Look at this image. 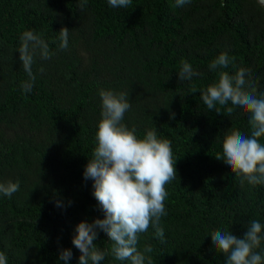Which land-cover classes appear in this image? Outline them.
<instances>
[{
    "label": "trees",
    "instance_id": "1",
    "mask_svg": "<svg viewBox=\"0 0 264 264\" xmlns=\"http://www.w3.org/2000/svg\"><path fill=\"white\" fill-rule=\"evenodd\" d=\"M64 27L69 36L62 50ZM29 30L52 55L42 59L35 49V81L25 92L29 77L18 48ZM222 52L235 57V67L224 71L250 68L264 92L258 0H191L183 7L176 0H132L127 8H112L108 0H0V183L19 181L11 197L0 193V252L7 264H65L64 249L73 253L68 264H78L76 226L104 218L94 182L84 178L102 118L101 89L127 92L131 108L123 123L140 137L155 129L178 159L159 222L163 242L150 226L138 249L152 246L151 264H225L210 235L221 229L243 238L251 220L264 224V184L242 183L215 158L226 132L250 128L242 109L229 115L217 105L222 113H216L201 100L220 71L208 65ZM182 60L200 75L180 81ZM97 231V246L110 248L106 233ZM102 264L129 262L109 255Z\"/></svg>",
    "mask_w": 264,
    "mask_h": 264
},
{
    "label": "clouds",
    "instance_id": "2",
    "mask_svg": "<svg viewBox=\"0 0 264 264\" xmlns=\"http://www.w3.org/2000/svg\"><path fill=\"white\" fill-rule=\"evenodd\" d=\"M191 0H176L177 7L189 4ZM132 0H108L112 8H127ZM83 7V3L81 4ZM59 48L68 47L69 29L59 31ZM41 50L42 59H50L49 45L33 31H25L18 48L22 67L29 80L22 84L25 92L32 90L35 76L32 71L35 49ZM235 67V57L222 52L208 65L218 72V80L203 90L201 100L208 110L227 114L239 108L249 115V132L230 129L222 141V153L215 155L223 160L235 173L251 185L264 184V92H258V82L253 79L250 68L240 67L234 75L226 69ZM43 72V69H40ZM180 81H191L199 76L192 65L181 61L178 71ZM193 88L191 93H195ZM101 120L95 134L96 146L84 171L85 180H93V195L104 218L92 223L82 221L76 226L72 243L81 255L78 264H102L106 256L129 264H151V245L143 251L137 247L141 234L149 227H155V235L164 239V230L159 226L162 216L167 215L165 199L166 185L177 178L172 142L160 138L155 129L148 130L143 137L137 135L135 127L123 123L125 113L131 108L129 94L111 89H101ZM231 106H228V105ZM174 118V114L173 117ZM19 190V181L0 183V193L11 197ZM60 202L57 201V206ZM103 231L111 242L110 248L101 249L95 241L98 231ZM211 240L217 253L225 256V264H264V224L251 220L243 238L232 231L217 229L211 233ZM71 249L60 252L59 259L72 258ZM0 264H7V257L0 252Z\"/></svg>",
    "mask_w": 264,
    "mask_h": 264
},
{
    "label": "water",
    "instance_id": "3",
    "mask_svg": "<svg viewBox=\"0 0 264 264\" xmlns=\"http://www.w3.org/2000/svg\"><path fill=\"white\" fill-rule=\"evenodd\" d=\"M261 4L264 5V0H258Z\"/></svg>",
    "mask_w": 264,
    "mask_h": 264
}]
</instances>
